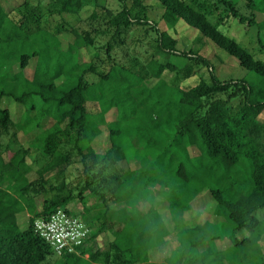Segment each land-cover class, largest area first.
I'll return each mask as SVG.
<instances>
[{"label":"trees","instance_id":"trees-1","mask_svg":"<svg viewBox=\"0 0 264 264\" xmlns=\"http://www.w3.org/2000/svg\"><path fill=\"white\" fill-rule=\"evenodd\" d=\"M155 1L162 8L158 21L146 0H112L114 7L100 0H23L10 10L0 2V264H50L57 254L34 221L59 208L76 215L69 207L75 200L93 227L80 254L58 255L59 264H166L151 260L150 251L176 239L185 250L207 251L222 238L211 222L215 215L222 216L232 246H246L256 231L261 235L255 213L264 209V40L257 36L250 49L231 34L234 21L260 29L255 0L244 1L247 13L235 0ZM180 19L254 78H221L199 50H180L172 33ZM136 27L142 31L134 46L151 51L135 72L113 51ZM62 37L69 38L65 44ZM89 50L94 59H82ZM32 58L29 79L25 68ZM196 72L205 76L179 86ZM145 91L152 101L133 105ZM6 97L25 107L17 122ZM111 110L115 117L109 120ZM129 116L139 121L133 153L123 144L122 121ZM102 126L109 145L98 151L93 142ZM35 129L31 141H20L19 132ZM148 183L163 191L173 214L146 203ZM177 186L173 197L167 187ZM206 193L216 202L213 214L205 209L189 219L186 213ZM87 198L93 199L90 206ZM241 229L250 235L237 239ZM101 232L107 242L100 245Z\"/></svg>","mask_w":264,"mask_h":264},{"label":"rangeland","instance_id":"rangeland-1","mask_svg":"<svg viewBox=\"0 0 264 264\" xmlns=\"http://www.w3.org/2000/svg\"><path fill=\"white\" fill-rule=\"evenodd\" d=\"M23 0H0L2 7L5 10L13 9L16 5L21 3ZM102 3L114 7L115 4H113L112 0H100ZM148 3L151 4V9L149 10V15L154 20H160V15L162 13V8L158 5V3L155 0H146ZM240 11L242 13H247L248 8L245 6L244 1L245 0H235ZM256 3V18L258 21H260V29L258 30L256 26H247L244 24L236 23L235 21L232 22V28H231V34H234L237 40L244 46H248L250 49H254L256 47V40L257 36H259L262 40H264V0H255ZM66 18L71 20V23H74L76 25H86V22L82 20L76 21L75 19H72L70 16H66ZM160 26H163L162 22H160ZM142 31L141 28L136 27L133 30L127 31L125 41L122 44H117L115 46L113 54L115 56V59H117L118 62L123 63L125 66H127L132 71H137L140 68V64L144 62L146 59H148V54L151 51V48L145 46L148 48L146 52H143V48L134 46V40L136 39L137 35L140 34ZM172 32V30H171ZM173 35L177 37V47L180 50H188L189 48L193 47L201 54L209 58L218 74L221 78H228V77H245L246 79L254 78L253 74L240 66L236 60V58L227 55L223 49L216 46L212 41H210L207 37H203L199 34L198 30L189 26L187 23H185L183 20H179L177 22V26L175 30H173ZM199 36V37H198ZM62 41L65 44L66 40L69 39L67 37H62ZM198 38V39H197ZM106 37L102 36L98 39V46H100L104 41ZM97 46V50L99 51L100 59H105V54L103 49H99ZM144 47V46H143ZM93 51L89 50L88 52L84 53L82 52V59L88 60L90 58L94 59V55L92 56ZM36 59L32 58L28 65L25 68V75L27 78L31 79L34 73V67H35ZM18 69V68H17ZM14 68V70H17ZM144 72V70L141 71V73ZM202 76H205L204 72H196L195 74L191 75L188 78H184L179 86L181 87H189L191 85H194L197 83ZM61 80L57 79V82L59 83ZM142 86L146 85V82H143L141 84ZM148 93V94H147ZM144 97L143 95H146ZM143 100L146 103H150L152 101V97L149 96V92L145 91L144 93L140 94L138 98H135L133 101V105L137 103L136 101ZM4 105L9 108L11 112V117L15 122L19 121L25 111V107L21 105L20 103L16 102L10 97H6V99L3 101ZM115 111L111 110L107 114V118L110 120L113 119L115 116ZM47 121V120H46ZM45 121V122H46ZM49 122V121H48ZM45 123V125H49L50 123ZM139 122V121H138ZM138 122H134L133 118H130V116L127 119H124L122 121V125L125 127V131L123 132V144L126 146L127 152L133 153L135 152L136 148L134 145V139L136 135V124ZM128 127V128H127ZM102 133L98 135L94 142L93 146L98 151H103L108 145H109V137L107 133V128L105 126H102ZM39 129H35L34 132L24 134L22 132L18 133L19 139L21 142L27 144V142L31 141L34 137V133H37ZM139 137V136H138ZM140 138V137H139ZM140 140L142 142H138L142 145L141 152L148 154L150 152V147L144 146L146 143L144 139ZM194 151V150H193ZM35 153H31V155H34ZM169 188V194L173 197L177 195V191L180 190V186L174 187L171 189ZM166 192L168 190L166 187L163 188ZM209 193H206L202 195V197L196 199L194 201V209L190 211L189 213H186V216L189 219L196 218L198 219L197 213L201 210L206 211H212L216 207V202L211 198H209ZM144 199L146 203H153L157 205L159 208L158 211H161L162 213H168L171 215L173 214L176 209L169 207V202L166 199V196L163 195V191L161 192L160 188L158 186H153L151 183H148L144 189ZM92 198H87L85 206H90L92 203ZM203 205V209L199 207V205ZM69 207L76 212V215L79 217H82L80 213H82V204L78 200H75L74 203H70ZM199 207V208H198ZM209 208V209H208ZM208 209V210H207ZM82 210V211H81ZM203 212V211H201ZM210 215L213 214V212H209ZM256 216L261 219V224L259 231H261V235L258 237V231H256L253 235L250 236V241L245 242L246 246L241 247L238 246H232V240L229 238L226 234L228 232L223 228V222L222 216H212L211 222H216L219 227L217 230L219 231V234L222 235V238L215 239L211 241L210 249L206 251L203 247L198 249H191V250H185L183 249L180 258L184 260L185 262H192L190 264H214L215 260L221 259L222 263L219 264H259L264 261V209L258 210L256 213ZM83 219V217H82ZM84 220V219H83ZM85 221V220H84ZM210 221V220H209ZM86 222V221H85ZM88 224V222H86ZM93 227V226H92ZM91 227V228H92ZM224 235V236H223ZM250 235V231L248 229H241L235 233V237L237 239H242L244 237H247ZM258 237V238H257ZM234 240V238H233ZM96 241L101 245L107 242V236L104 233H99L97 235ZM171 244V242H170ZM230 244V245H229ZM259 246L261 251H258L255 246ZM204 252V253H203ZM167 260L170 262L172 260V254L168 253ZM204 255L208 258L206 259ZM179 256V255H178ZM177 256V257H178ZM176 257V256H175ZM50 264H59L62 260L61 257H58V255H51L50 256ZM202 260V261H201ZM212 262V263H211ZM75 264H86V262L82 259L80 262H77ZM99 264V263H94Z\"/></svg>","mask_w":264,"mask_h":264},{"label":"built area","instance_id":"built-area-1","mask_svg":"<svg viewBox=\"0 0 264 264\" xmlns=\"http://www.w3.org/2000/svg\"><path fill=\"white\" fill-rule=\"evenodd\" d=\"M33 226L57 255L80 254V247L92 231L81 217L61 208L46 218L35 219Z\"/></svg>","mask_w":264,"mask_h":264},{"label":"crops","instance_id":"crops-1","mask_svg":"<svg viewBox=\"0 0 264 264\" xmlns=\"http://www.w3.org/2000/svg\"><path fill=\"white\" fill-rule=\"evenodd\" d=\"M186 246L187 245L184 243H179L177 239L171 244L164 243L163 245L160 246V248L155 247L150 251L149 253L150 259L156 262H163L166 264H190L192 262H185L184 260L180 258L181 254H183L182 251L183 249L186 248ZM168 253H171L173 257L170 262H168L167 260L168 255H170ZM84 257L85 258L88 257V253H85ZM197 263H200V262H197Z\"/></svg>","mask_w":264,"mask_h":264}]
</instances>
